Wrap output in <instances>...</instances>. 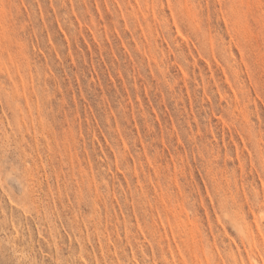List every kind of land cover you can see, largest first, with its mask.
<instances>
[{
	"label": "rangeland",
	"instance_id": "1",
	"mask_svg": "<svg viewBox=\"0 0 264 264\" xmlns=\"http://www.w3.org/2000/svg\"><path fill=\"white\" fill-rule=\"evenodd\" d=\"M0 264H264V0H0Z\"/></svg>",
	"mask_w": 264,
	"mask_h": 264
}]
</instances>
